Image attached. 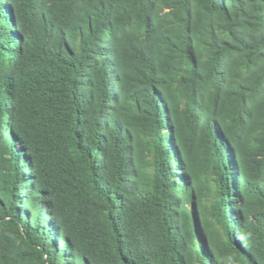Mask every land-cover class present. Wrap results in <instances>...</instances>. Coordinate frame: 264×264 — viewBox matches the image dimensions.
Instances as JSON below:
<instances>
[{
	"label": "trees",
	"instance_id": "1",
	"mask_svg": "<svg viewBox=\"0 0 264 264\" xmlns=\"http://www.w3.org/2000/svg\"><path fill=\"white\" fill-rule=\"evenodd\" d=\"M0 264H264V0H0Z\"/></svg>",
	"mask_w": 264,
	"mask_h": 264
}]
</instances>
